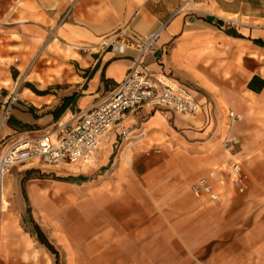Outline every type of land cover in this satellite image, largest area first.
<instances>
[{"label": "crops", "instance_id": "0c3cea01", "mask_svg": "<svg viewBox=\"0 0 264 264\" xmlns=\"http://www.w3.org/2000/svg\"><path fill=\"white\" fill-rule=\"evenodd\" d=\"M84 2H74L80 5L78 11L63 22L54 40L82 70H90L85 81L77 76L68 83L62 99L73 94L78 98L63 115L65 120L102 101L133 68L137 49L119 55L98 47L104 40L113 41L128 24L127 38L161 32L147 57L148 70L184 87L202 110L183 117L145 106L129 113L104 141L95 166L82 173L89 180L71 186L86 217L87 250V255H74L73 264H176V255H186L182 259L191 264L198 259L195 255H229L240 243L238 213L244 197L231 188L226 171L233 161L264 164V0H201L194 3L195 10L185 12L189 0ZM70 3H26L14 17L0 59L29 60L41 51L26 71L28 79L42 50L55 43L49 28ZM149 3L158 10L149 11ZM88 47L89 53L80 51ZM36 82L46 84L40 77ZM230 112L245 120L231 123ZM12 116L37 129L24 136L62 123L52 114L47 119ZM12 133L17 135L9 127L7 134ZM70 166L60 170L81 174L65 169ZM202 179L222 194L223 203L193 196L191 187ZM33 197L41 206L42 197L36 192ZM243 206L244 211L250 207ZM33 263L42 259L35 257Z\"/></svg>", "mask_w": 264, "mask_h": 264}, {"label": "rangeland", "instance_id": "374dc122", "mask_svg": "<svg viewBox=\"0 0 264 264\" xmlns=\"http://www.w3.org/2000/svg\"><path fill=\"white\" fill-rule=\"evenodd\" d=\"M29 1L31 0H0V48L7 49L8 33L15 26L14 17ZM75 1L72 0V3L67 5L60 21L49 28L50 40H57L56 33L63 22L73 11H78L80 5L74 6ZM84 1L86 0H79V3H85ZM189 2L191 5L184 12L195 10L194 3L198 4L201 0H195L193 3L189 0ZM156 6L149 3L147 8L149 11H157ZM141 10L139 9L136 14L139 15ZM177 10L181 12L183 7L180 6ZM129 27L130 24L116 33L113 41L104 40L98 47L101 48L104 43L116 44L118 41L132 43L134 40L146 37L133 35L127 38L125 31ZM118 35L122 37L119 38ZM87 50L89 51L90 48L80 49L83 54L89 53ZM42 51L43 57L36 61L34 67L29 70V78L24 81L26 71L41 51L33 53L29 60H22L16 56L5 60L0 59V121L5 116L6 110L9 111L0 134V153L12 142L27 137L23 134H7L8 121L13 113L21 117L31 114L37 119H47L62 104L64 91L70 86L68 83L78 80L77 76L83 81L90 76V70H82L71 60L72 56L67 54L66 48H60L58 42ZM38 77L45 81L46 86L36 82ZM18 84L21 86L12 101ZM69 119L70 116L66 120L64 116L62 122L65 123ZM94 166L95 164L65 167V169L80 171L81 174L78 176L72 172L61 171L60 169L64 166L44 167L42 164L22 165L11 170L4 180L3 202L1 203L0 200V211L2 207L5 211L0 219V225L4 226V231L2 233L0 231V264H34L35 257L42 259L41 264H56V257L33 235L34 227L30 218L40 226L49 241L59 251V264H73L76 257L74 255H87L86 217L81 208L77 207V197L74 196L77 192L72 190L71 186L78 180H83L85 184L89 179L82 173L88 172ZM242 166L247 177V191L238 196L244 197V201L239 202L238 213L240 243L235 247L236 249L233 247L231 253L228 252L229 255H195L198 259L191 260V264H208L209 262L211 264H264V164L256 166L242 163ZM31 171L36 172L29 174ZM24 179L29 180L26 182V191L31 208L30 213L22 193ZM34 192L42 197L41 206L34 199ZM246 204L250 207L244 211L243 205ZM81 237L84 243H72V239L76 241ZM185 256L176 255V264H185L186 260L182 259Z\"/></svg>", "mask_w": 264, "mask_h": 264}, {"label": "built area", "instance_id": "2783aa9c", "mask_svg": "<svg viewBox=\"0 0 264 264\" xmlns=\"http://www.w3.org/2000/svg\"><path fill=\"white\" fill-rule=\"evenodd\" d=\"M160 35L161 32L158 31L132 43H104L101 47L119 55H125L130 47L139 51V57L126 77L92 108L78 112L65 123L55 124L46 132L30 134L25 139L12 142L1 151V203L5 177L13 168L35 164H42L44 167L95 164L104 141L133 111L152 106L167 109L183 117H195L201 113V106L184 87L169 77L155 75L148 70L147 57ZM117 37L121 38L122 35ZM8 112L6 110L4 114V123ZM229 120L234 124L243 122L245 118L230 112ZM226 174L231 188L238 195L246 193L247 177L241 162L233 161ZM190 190L196 199L207 198L213 204H221L224 200L222 194L217 193L206 179L198 181Z\"/></svg>", "mask_w": 264, "mask_h": 264}, {"label": "trees", "instance_id": "16d2710c", "mask_svg": "<svg viewBox=\"0 0 264 264\" xmlns=\"http://www.w3.org/2000/svg\"><path fill=\"white\" fill-rule=\"evenodd\" d=\"M93 73H94V71H93ZM93 73H91V76L93 75ZM77 98H78L77 94H73L69 97L62 99V104L56 110H54L51 113L55 122H58L63 117V115L68 111V109L75 105ZM8 126L14 128L16 130L17 134H24V133H29V132L37 130V129H35V127H33L29 124H25V123L17 120L16 118H14L13 116L9 119ZM35 172L36 171H31V173H29V174H33ZM27 181H29V180L24 179L22 181V193H23L24 199L26 201V204L28 206L27 207L28 212L30 213L31 208L29 207L28 198H27V191H26V182ZM30 222L34 227L33 235L36 236L38 242L42 246H44L48 251H50L56 257V264H59V259H60L59 251L49 241V239L46 236V234L44 233V231L40 228L39 225H37L34 222V220L32 218H30Z\"/></svg>", "mask_w": 264, "mask_h": 264}, {"label": "bare ground", "instance_id": "6f19581e", "mask_svg": "<svg viewBox=\"0 0 264 264\" xmlns=\"http://www.w3.org/2000/svg\"><path fill=\"white\" fill-rule=\"evenodd\" d=\"M27 79V76H24V78H23V81L24 80H26ZM20 84H18V86H17V88L15 89V91H14V95H13V98H12V101L14 100V97L17 95V91H18V89L20 88ZM3 127H4V117H3V119L1 120V122H0V134H1V132H2V129H3ZM7 207H8V204H7ZM5 211L3 210V207L1 208V211H0V219H1V217H2V214L4 213ZM0 230H1V232L4 230V227L3 226H1V228H0Z\"/></svg>", "mask_w": 264, "mask_h": 264}]
</instances>
